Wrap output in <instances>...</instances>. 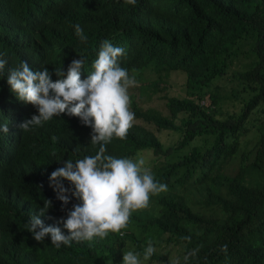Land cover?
<instances>
[{
  "label": "trees",
  "instance_id": "16d2710c",
  "mask_svg": "<svg viewBox=\"0 0 264 264\" xmlns=\"http://www.w3.org/2000/svg\"><path fill=\"white\" fill-rule=\"evenodd\" d=\"M104 40L125 49L122 68L140 66V83L128 92L134 122L105 155L143 157L167 191L133 212L122 236L57 248L50 237L34 240L25 225L39 216L68 235L57 221L80 201L68 193L62 210L48 178L99 145L90 142V127L66 114L22 131L38 112L11 92L8 71L27 61L53 79L56 68L83 57L86 77ZM0 58L7 61L0 125L8 127L0 132V264H122L123 252L142 254L150 240L157 251L147 261L141 255V264H174L161 244L175 246L181 264L193 249L188 264H264V120L255 126L250 119L256 111L264 117V0H0ZM173 76L180 80L170 92ZM251 128L254 139L246 141ZM160 131L176 141L164 145ZM228 163L235 166L225 172ZM45 200L51 207L40 216Z\"/></svg>",
  "mask_w": 264,
  "mask_h": 264
},
{
  "label": "clouds",
  "instance_id": "9594fccd",
  "mask_svg": "<svg viewBox=\"0 0 264 264\" xmlns=\"http://www.w3.org/2000/svg\"><path fill=\"white\" fill-rule=\"evenodd\" d=\"M126 2L134 4L135 0ZM74 30L81 43L87 41L79 24ZM124 54V48L104 40L92 64L93 71L86 77L81 75L85 63L83 57L73 59L65 68H56L53 79L47 67L33 70L27 61L8 71L7 84L11 92L19 101L33 105L38 112L20 124L22 131L41 127L54 116L65 117L66 114L79 118L82 125L90 127V142L99 145L94 156H85L75 162L66 160L62 167L50 174L49 186L56 192L62 210L69 203L68 193L80 203L67 211L66 219L62 217L57 221L67 230V236L59 227L45 226L39 216H31L25 227L37 242L50 237L51 244L59 248L72 241L104 239L109 233L122 236V229L127 228L132 213L146 208L152 195L167 191V185L156 181L150 169L145 167L143 157L105 155L106 144L114 137L126 138L135 118L130 110L129 96L133 89L129 88L140 83L135 77L140 66L122 68L119 58ZM6 64L7 61L0 58V73ZM176 81L175 78L167 79L165 87L172 92L170 85ZM0 132H8L7 124L0 125ZM63 181L71 187H65ZM51 203L45 200L40 216L51 207ZM227 249V244L221 247L224 253ZM156 251L150 240L142 254L132 250L123 252L122 264H141V255L147 261ZM198 251L193 249L185 255L183 264H188L189 258L195 257ZM174 264H181V260L177 258Z\"/></svg>",
  "mask_w": 264,
  "mask_h": 264
},
{
  "label": "rangeland",
  "instance_id": "374dc122",
  "mask_svg": "<svg viewBox=\"0 0 264 264\" xmlns=\"http://www.w3.org/2000/svg\"><path fill=\"white\" fill-rule=\"evenodd\" d=\"M228 75L229 74H227L225 77H224V79L222 80V82H221V85L223 84L225 87H227V86H230V81H228L229 80V78H227L228 77ZM174 77V76H173ZM175 78V77H174ZM176 79V78H175ZM177 80V79H176ZM180 80V78L177 80V81H179ZM175 89H173L172 91H174ZM135 94H136V97L137 96H139V94H138V92H137V90H135ZM158 108L160 109V110H163V106H162V104H159L158 105ZM250 119H251V123H253L255 126H257V124L259 125L260 123H259V121L260 120H264V117H257V111L255 112V113H253V114H251V116H250ZM252 130V131H251ZM251 130H250V132H248V134H246V136H245V139H246V141H249V140H252L253 141V139H254V135H253V131L255 130V128L253 129V128H251ZM157 136H158V138L164 143V145H170V144H172V143H174L175 141H176V139H177V136L175 135V134H172V133H168V132H166V131H160V132H158L157 133ZM251 141V142H252ZM247 145H250V144H247ZM235 165H233V163H228L227 165H226V168L224 169V171L225 172H230L232 169V167H234ZM149 205V204H148ZM160 250L162 251V252H164V253H166L170 258H172V259H177L178 257V252L176 251L177 250V248L174 246V247H172V246H170V245H164V244H161L160 245Z\"/></svg>",
  "mask_w": 264,
  "mask_h": 264
}]
</instances>
